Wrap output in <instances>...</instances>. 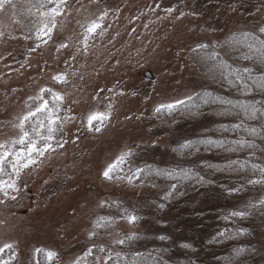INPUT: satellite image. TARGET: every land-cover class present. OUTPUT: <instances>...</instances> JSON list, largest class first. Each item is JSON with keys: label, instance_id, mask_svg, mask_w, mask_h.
Returning <instances> with one entry per match:
<instances>
[{"label": "rangeland", "instance_id": "374dc122", "mask_svg": "<svg viewBox=\"0 0 264 264\" xmlns=\"http://www.w3.org/2000/svg\"><path fill=\"white\" fill-rule=\"evenodd\" d=\"M239 1L244 4L243 0H64L52 27L41 15L54 7L46 0H3L0 144L12 147L19 139L20 121L37 106L30 98L42 88L63 99L56 113L55 150L12 175L17 190L7 189V196L0 192V248H4L0 264H10L14 258L16 264H85L84 248L100 238L97 264H109L104 243L121 240L140 225L123 219L111 236L96 234L95 211L115 194L139 198L151 187L134 175L129 181L128 168L118 170L113 179L103 173L122 153L130 151L132 159L141 158L154 108L183 100L196 90L192 76H201L202 67L190 47L205 40H219L224 46L241 22L244 9ZM35 3L45 7L38 10ZM93 22L101 27L88 33ZM45 24L52 29L47 35L40 32ZM58 75L64 82L54 79ZM92 114L108 116L97 123L100 131L89 127ZM260 246L264 248V240ZM48 252L56 254L52 260Z\"/></svg>", "mask_w": 264, "mask_h": 264}, {"label": "trees", "instance_id": "16d2710c", "mask_svg": "<svg viewBox=\"0 0 264 264\" xmlns=\"http://www.w3.org/2000/svg\"><path fill=\"white\" fill-rule=\"evenodd\" d=\"M243 1L244 4L238 2L244 9V12L240 10L243 15L239 27L230 33L224 46L219 40H205L190 47V54L202 67V75L192 76L197 88L189 96L207 92L264 109V92L253 88L248 95H241L219 73L211 72V62L205 59L215 52L218 60L227 62L232 68L251 69L255 77L264 75L260 53L250 52L242 44L232 46L229 43L233 36L241 38L243 33L264 40V33L260 32L264 27V0H250L254 2L251 5ZM200 45L208 47L201 48ZM245 55L252 58L245 60ZM155 109L148 118L141 158L128 157L123 166L128 168L127 176L133 175L138 168L144 169V174L137 178L151 187L150 190L139 198L115 194L94 213L95 233L106 237L114 233L118 221L126 219L125 210L139 217L135 223L140 227L125 232L121 239L125 241L123 244L117 243L119 239L104 243L108 257H112L108 259L109 264H264V248L260 246L264 240V205L260 204L264 200V183H249V180L264 179L259 170L264 168V118L260 113L256 120L220 115V106L216 104L204 105L198 110L178 107L171 113L166 110L156 112ZM241 119L246 127L257 128L258 134L252 136L243 129L235 132L220 130L222 125L230 127ZM208 138L225 141L243 138L254 147L226 151L197 143L191 149L180 148L186 142ZM153 143L157 146H152ZM226 147L233 145L226 144ZM154 153L159 156L150 157ZM231 161L244 163L245 167L240 169L239 164L228 167ZM252 165L258 167L253 169ZM157 170H190L196 175L177 181L163 174L157 175ZM233 211H244L246 215L234 217L231 216ZM100 217L109 218L111 223L107 227H97ZM221 232L225 237L219 235ZM130 236L134 238L128 239ZM101 241L100 238L89 242L84 248L82 256L92 249L91 255L87 254L84 259L85 264H97L96 253ZM237 249H243L238 256ZM17 261L14 258L10 264Z\"/></svg>", "mask_w": 264, "mask_h": 264}, {"label": "snow or ice", "instance_id": "6c2138e0", "mask_svg": "<svg viewBox=\"0 0 264 264\" xmlns=\"http://www.w3.org/2000/svg\"><path fill=\"white\" fill-rule=\"evenodd\" d=\"M64 0H46L47 4L54 5V7L48 9L46 12H41V15L47 17L49 22H51L52 27H55L54 19L55 16L59 14L60 4L63 3ZM3 6V0H0V7ZM38 10L43 9L45 7V3H38L35 5ZM171 11V9H168ZM101 25L93 22L88 28V33H95ZM47 29V31H45ZM51 28L48 27L47 24L44 25L43 28L40 29V32H43L45 35L51 32ZM260 32L264 33V27L260 28ZM87 36L85 39L87 40ZM255 42V43H253ZM230 45H244L246 46L250 52H258L260 53L259 59L264 61V40H260L258 37L253 36L250 33H243L241 38L233 36ZM259 44V47H257ZM201 48H207V45H200ZM252 57L245 55L243 59H251ZM205 59L211 62L210 71L215 73H219L220 77L226 81L231 87L237 88L241 95H248L253 88L258 89L261 92H264V75L259 77H255L252 75V70L248 68L236 69L232 68L231 65L227 64V62L223 60H218V53L212 52L205 57ZM58 82H64L63 75H58L54 77ZM48 96L49 98H46ZM37 105L34 111H29L20 121L18 127L20 128L22 135H20L19 139L14 140L12 142V147H8L5 144H0V192H3L5 196L8 195L7 189H16L15 181L12 180V175H19L20 171L23 168H27L29 165L36 163V157L43 156L46 152L52 150L54 151L53 143L56 139V133L58 132L57 126V108L59 107V102L62 101L63 97L58 94L52 93L51 89L40 90V94L35 98H30ZM51 100V103H50ZM208 104H216L220 106V115H236L242 116L247 120H256L257 113H260L261 118H264V109L257 108L254 104L246 103L244 101H233L232 99H228L225 97L214 96L211 93H202L197 94L196 96H189L185 100H179L175 103L162 104L159 105L155 111L160 112L161 110H166L169 113L176 110L178 107L182 109L198 110L201 106ZM108 119V116L104 114H92L88 118V124L90 128H94L95 131H100V127L96 126L97 123L102 124L104 120ZM244 119H241L239 123L233 124L230 127L227 125L221 126V131H239L243 129L249 135L255 136L258 134V129L255 127H246L244 124ZM95 122V123H94ZM204 144L214 148H224L226 151H237L239 148L249 147L252 148L254 145L243 138L225 141L223 139H205L198 142H186L180 146L182 150L191 149L195 144ZM226 144L233 145V147H226ZM19 147L16 150H13L15 146ZM57 145L62 147V144L57 142ZM238 146V147H235ZM132 153L126 152L122 153L117 159L108 166V168L104 171L103 176L106 179H113L118 170H122L123 166L128 162V157L131 156ZM11 157L12 159H9ZM232 164H239L240 169L245 167L244 163H240L238 161H231L228 167H231ZM253 169H256L257 165H252ZM11 169V171H9ZM262 176H264V168L259 169ZM144 174V169H136V172L133 173L134 176L139 177ZM157 175H165L169 179L172 180H187L192 179L194 173L190 170H180V171H163L157 170ZM4 177H8V179H4ZM129 181L132 180V176L127 177ZM202 180L203 178L200 177ZM251 184H260L264 183V179L260 180H249ZM175 184H173V188H175ZM239 189H233V191H238ZM168 195H171L169 193ZM15 199V197H12ZM167 198V197H166ZM261 205H264V200L260 201ZM103 206V205H101ZM255 207V205H251ZM246 213L244 211H233L231 216L244 217ZM125 218L129 223H135L139 217L134 214L128 213L125 210ZM111 221L109 218L100 217L97 221V227H107ZM94 235V233H93ZM221 237H225V233H219ZM134 237H128V239H133ZM164 239V237H161ZM124 240H119L117 243L123 244ZM184 247H188V245H183ZM11 245H5V248H10ZM4 251V248H0V253ZM37 251H41L37 249ZM100 251H104L103 248ZM243 249H237L236 255L238 256ZM92 249L88 250V255H91ZM56 254L53 252L47 253V258L52 260ZM111 255H109L108 259H111ZM79 264V261H77Z\"/></svg>", "mask_w": 264, "mask_h": 264}, {"label": "water", "instance_id": "95a60500", "mask_svg": "<svg viewBox=\"0 0 264 264\" xmlns=\"http://www.w3.org/2000/svg\"><path fill=\"white\" fill-rule=\"evenodd\" d=\"M147 75L151 76V75H152V73H151L150 71H147Z\"/></svg>", "mask_w": 264, "mask_h": 264}]
</instances>
